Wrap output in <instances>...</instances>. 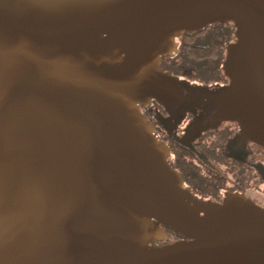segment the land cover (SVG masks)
<instances>
[{
	"label": "water",
	"instance_id": "obj_1",
	"mask_svg": "<svg viewBox=\"0 0 264 264\" xmlns=\"http://www.w3.org/2000/svg\"><path fill=\"white\" fill-rule=\"evenodd\" d=\"M229 21L230 85L161 68L182 31ZM152 99L202 102L264 144V0H0V264H264V208L182 215ZM160 223L193 240L154 245Z\"/></svg>",
	"mask_w": 264,
	"mask_h": 264
},
{
	"label": "flooded vegetation",
	"instance_id": "obj_2",
	"mask_svg": "<svg viewBox=\"0 0 264 264\" xmlns=\"http://www.w3.org/2000/svg\"><path fill=\"white\" fill-rule=\"evenodd\" d=\"M229 22L182 31L175 39L177 50L173 53L207 46L223 51L213 71L177 63L166 56L168 53L160 59L161 68L197 88L221 89L230 85L232 79L224 71V62L228 47L237 41V36L235 24ZM218 30L219 38L200 39L201 35H213ZM140 109L154 125L158 142L168 148V162L176 171L175 182L181 185L188 206L182 211L183 216L196 211L203 214L230 195L244 197L264 208V144L248 138L238 119L215 121L214 111L207 110L202 102L170 105L152 99L141 103ZM160 226L165 231L154 245L193 240L188 231L168 223Z\"/></svg>",
	"mask_w": 264,
	"mask_h": 264
},
{
	"label": "trees",
	"instance_id": "obj_3",
	"mask_svg": "<svg viewBox=\"0 0 264 264\" xmlns=\"http://www.w3.org/2000/svg\"><path fill=\"white\" fill-rule=\"evenodd\" d=\"M231 23H234L232 21H230ZM229 22V23H230ZM222 22H214L213 24H219ZM225 23V22H224ZM211 24H208L207 26H210ZM215 33L212 35H201L200 39H205L207 38L209 41L212 39H214V37H218V33L220 32L218 31H214ZM226 34V32H225ZM224 37V35H223ZM199 39V38H197ZM225 42V41H224ZM224 42L222 41L221 44L224 45ZM198 48V47H196ZM202 49H190V52L186 50V48H184L182 51L180 52H175L172 53V55H166L167 57L173 58L177 61V63L182 62L186 64H189V66H195V67H204L205 70L207 72H211L215 69V66L217 64V58H219L220 56L224 55V52L221 50H217L215 51L214 49L210 48L209 46H207L205 49L203 47H201ZM181 54V55H180ZM190 55V56H189ZM189 56V57H188ZM162 57V55H161Z\"/></svg>",
	"mask_w": 264,
	"mask_h": 264
}]
</instances>
